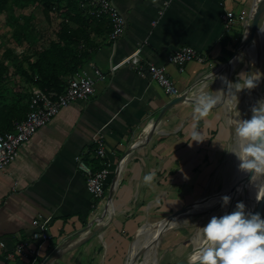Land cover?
Here are the masks:
<instances>
[{
    "label": "crops",
    "instance_id": "obj_1",
    "mask_svg": "<svg viewBox=\"0 0 264 264\" xmlns=\"http://www.w3.org/2000/svg\"><path fill=\"white\" fill-rule=\"evenodd\" d=\"M254 1L114 0L127 19L126 31L116 42L110 38L112 25L107 18L83 13L82 26L87 28L92 44V59L83 69L97 78V90L88 100L63 107L0 171V264H30L13 256L23 240L39 249L38 263L32 264H41L58 246H66L58 253L64 256L53 259V264H94L96 253L89 259L83 251L96 245L93 235L99 234L102 226L94 222L104 213L113 218L105 231L114 233L113 244L121 246L117 247L120 252L112 255L109 241L110 249L104 251L99 264H127L135 248L153 230L152 220H159L161 225L175 212L204 196L213 198L225 188L204 193L217 166L210 154L211 136L200 128L202 120L186 119L177 124L189 101L176 104L157 119L160 109L173 97L148 72H139L133 65L113 72L112 65L140 50L144 60L165 66L183 93L191 96L206 68L228 58L233 50V43L224 45L228 34L222 14L225 10L250 14ZM239 31L237 28L236 36L242 35ZM184 45L196 47L206 61H190L181 71L169 56ZM154 120H158L160 130L151 132ZM193 124L201 133L200 141L192 140ZM99 131L105 140L106 158L94 150V134ZM78 156L96 167L108 164L111 172L101 201L90 192ZM149 171L154 176L145 183L143 177ZM170 228L153 241L160 240ZM43 229L50 237L35 239L34 233ZM90 232L85 243L76 241ZM144 248L134 254L133 264L142 256L144 259Z\"/></svg>",
    "mask_w": 264,
    "mask_h": 264
},
{
    "label": "rangeland",
    "instance_id": "obj_2",
    "mask_svg": "<svg viewBox=\"0 0 264 264\" xmlns=\"http://www.w3.org/2000/svg\"><path fill=\"white\" fill-rule=\"evenodd\" d=\"M65 8L66 2H64L62 8H56L47 13L41 2L37 1L30 3L26 7H16L15 13L20 22L25 21L26 17L29 19V34L19 40L13 35V23L9 21L7 14H0V59H6V61L12 64L13 60L18 61L23 58V56L33 54L34 51L49 47L51 42L57 38L58 31L63 23L66 20L69 21ZM241 40L235 45L234 50L238 48ZM255 43L256 47L258 46V57L260 58V63L257 67L254 66L253 61L244 50L234 57L233 51L228 57V60L216 61L206 68L203 73V79L191 90V97L197 98V100L201 91V85L205 86L203 90L211 91L219 96L216 105H214L206 116L200 118L202 120L200 128L207 131L211 136L208 144L210 143L211 145L212 152H210V154L217 166V173L212 176L207 184L204 192L205 194L220 191L223 187L234 184L236 178L239 177V159L232 149L238 151L240 141L241 143H246L247 141L242 140L235 133V128L240 121L251 117L252 107L254 105L258 106V101L264 98V34L260 36ZM8 52H10V56L13 55V58L6 57ZM238 56L239 58L233 64L234 58ZM9 67L12 73L8 76L9 83L12 82L10 84H14L23 82L24 78L16 74L15 67L12 65ZM256 71H261L260 77L255 75ZM250 74L258 77L256 85L251 89L247 87H243L239 90L235 89V83L239 82L242 76L247 77ZM29 85L30 84L27 83L26 86ZM189 103L188 108H186L183 116L177 121V124L186 119L197 122V119H195L197 115L195 112L197 104L194 102ZM185 122L184 124H188ZM158 124L159 122L157 126H155L154 131L160 130ZM262 177L263 175H261V183ZM213 196H220V192ZM201 199L203 203L201 202L193 212L179 215L174 221L167 223V225L160 226L158 225L159 223H157L159 220H152L150 225H152L151 227H153L155 233L153 237H145L140 246L136 247L133 253L138 254L146 246V248H144L146 250L142 251L145 255L144 259L143 256L140 257L136 260V264H144L145 260L151 261L152 264H172L173 261L180 258L183 254L192 250L194 246H198L199 243L202 242L203 226L213 215H221L218 202L219 197L209 199L208 196H204ZM207 199L209 200L207 201ZM238 200L240 201L242 198L240 197ZM262 215H264V210ZM112 221L113 218H110L104 213L102 217L94 222L95 226H102L103 228L101 227L99 234L93 235L95 236L96 245L94 247H87L83 251L85 256H88L89 259L96 253L94 264H99L100 259L104 256V251L110 249V247L107 246L109 241L112 242L113 245V248L109 250L113 253L112 255L120 252L117 247L121 245L113 244V241H116L114 238L115 234L112 232L109 234L105 231V228L107 226L109 227ZM170 226L171 228L160 237V240L153 241L154 237L165 230L166 227ZM91 235L92 232L86 234L84 238L78 236L76 241H83L85 243ZM65 247L66 246H64V248ZM89 249L92 250V253ZM144 252H146V254ZM58 253L53 259L64 256L63 253ZM78 254H81V251L80 253L78 252ZM53 259L49 261V264H53Z\"/></svg>",
    "mask_w": 264,
    "mask_h": 264
},
{
    "label": "built area",
    "instance_id": "obj_3",
    "mask_svg": "<svg viewBox=\"0 0 264 264\" xmlns=\"http://www.w3.org/2000/svg\"><path fill=\"white\" fill-rule=\"evenodd\" d=\"M82 9L99 18H107L112 30L110 38L116 42L126 31L127 19L114 0H79ZM160 14H163L161 10ZM225 31L232 37L236 36L237 28L242 33L247 31L250 25V14L245 12L237 14L234 10H225L222 14ZM157 20H154L156 23ZM240 24V27H239ZM172 63L184 70L185 65L193 60L206 61V56L192 45H184L175 50L169 56ZM124 65H133L139 72H148L152 79L156 80L167 92L175 98L183 94L176 81L168 73L163 65H157L151 61L144 60L140 50L127 55L119 62L112 65V71ZM99 77H103V72L96 69ZM97 78L87 69L73 77H69L63 91H47L39 86L33 87L28 99L29 110L26 116L15 121L13 129L0 131V171L11 164L18 156L21 145L26 143L42 126L50 122L60 110L71 102L78 100H88L96 93ZM96 154L101 158H106L105 140L101 131L94 134ZM80 170L86 175L90 192L95 199L101 201L106 195V180L110 174L107 163L101 167L94 166L89 160L82 156L77 157ZM50 234L46 229L34 233L35 239L47 240ZM39 249L32 246L29 240H23L16 246L13 256L20 257L32 263H38Z\"/></svg>",
    "mask_w": 264,
    "mask_h": 264
},
{
    "label": "clouds",
    "instance_id": "obj_4",
    "mask_svg": "<svg viewBox=\"0 0 264 264\" xmlns=\"http://www.w3.org/2000/svg\"><path fill=\"white\" fill-rule=\"evenodd\" d=\"M254 75L242 76L234 87L251 89L257 83ZM201 85L195 119L206 116L216 105L219 96L205 91ZM235 133L247 141L239 150L232 149L240 161L239 168L250 176L264 175V98L258 106L252 107L250 118L243 119L235 128ZM192 140H202L195 124L192 125ZM153 171L145 173V183L152 181ZM260 196H264V185H256ZM229 194H223L222 201L227 204ZM202 243L187 254L186 264H264V215L258 211H246L244 201H237L234 210L222 215H213L202 228Z\"/></svg>",
    "mask_w": 264,
    "mask_h": 264
},
{
    "label": "trees",
    "instance_id": "obj_5",
    "mask_svg": "<svg viewBox=\"0 0 264 264\" xmlns=\"http://www.w3.org/2000/svg\"><path fill=\"white\" fill-rule=\"evenodd\" d=\"M36 1L41 2L47 13L62 8L66 2L65 10L69 21L63 23L57 38L49 47L34 51L18 61L13 60L12 64L6 59H0V131L13 129L14 122L26 116L33 87L61 92L66 87L68 78L81 72L92 59L89 33L82 26L83 13L87 12L80 6L79 0H0V14L6 13L13 23L14 37L19 40L29 34V19L26 17L25 21L20 22L15 13L16 7H26ZM239 33L242 35H227L228 40H224V45L233 43V50L228 52L229 55L235 51V45L243 37L242 27ZM223 49L226 50L225 47ZM6 57L13 58V55L10 56L8 52ZM10 65L15 67L16 74L24 78L23 82L9 83L8 76L12 74ZM27 83L30 85L26 86Z\"/></svg>",
    "mask_w": 264,
    "mask_h": 264
},
{
    "label": "water",
    "instance_id": "obj_6",
    "mask_svg": "<svg viewBox=\"0 0 264 264\" xmlns=\"http://www.w3.org/2000/svg\"><path fill=\"white\" fill-rule=\"evenodd\" d=\"M263 20H264V0H255L254 7L252 8L251 13H250V25H249L247 31L244 33L238 48L234 51L233 57L235 55L239 54L242 50H244L250 44L255 43L258 40V38L260 36H262ZM185 101L186 102L187 101L194 102L196 104L198 103L197 98H193V97L189 96L188 93L185 92L179 96H176L175 98L170 100L167 104H165L160 109L157 119H160L170 108H172L176 104H178L180 102H185ZM156 122L158 123V120H154V126H153L151 132H154L155 126H157ZM130 151H131V149L128 150L127 153H129ZM252 179H253V176L251 177L250 173H246L244 180H242L240 183H237L231 187L228 186L229 188L225 187L220 192V196H214V197H219L218 202H219V209H220L221 215L226 213V212H230V211L234 210V208L236 206V201L240 197L242 198V201H244L246 204V211L251 210V211H258L261 214L263 213L264 196L257 199V201H255L252 198V195H251ZM115 185H116V182L113 184L111 191L109 193L110 198L113 195V189H114ZM223 194H229L230 195V200L227 204H224L222 201ZM201 202H202V199L196 200L192 205L175 212L174 214H172L171 216H169L166 219L167 223L174 221V219L179 215L193 212L194 207L200 205ZM250 203H252L253 206H249ZM202 243H205L203 238H202V242L199 243V245H201ZM198 246H196L194 248H197ZM63 248H64V246H58L55 249H53L52 251H50L44 257L41 264L49 263V261L51 259H53L57 255V253L59 251H61ZM186 257H187V254L184 257L180 258L178 261H176L174 264H186Z\"/></svg>",
    "mask_w": 264,
    "mask_h": 264
},
{
    "label": "bare ground",
    "instance_id": "obj_7",
    "mask_svg": "<svg viewBox=\"0 0 264 264\" xmlns=\"http://www.w3.org/2000/svg\"><path fill=\"white\" fill-rule=\"evenodd\" d=\"M255 2V1H254ZM254 7V6H253ZM264 34V26H263V28H262V35ZM244 52H246L248 55H249V57H250V59L253 61V63H254V66L255 67H257L258 65H259V63H260V58L258 57L259 56V50H258V46L256 47V43H252V44H250L249 46H247L245 49H244ZM240 56V55H239ZM239 56L238 57H235L234 58V60H233V64L237 61V59L239 58ZM260 74H261V71H256V73H255V75L256 76H258V77H260ZM243 142V141H242ZM244 143V142H243ZM241 141H240V143H239V148H240V146H241ZM238 163L240 164V161H238ZM239 164H238V173H239V177H237L236 178V182L234 183V184H231L229 187H231V186H233V185H235V184H237V183H240L242 180H244V177H245V175H246V173L247 172H245L244 170H242V169H240L239 168ZM235 178V177H234ZM260 180H261V175L260 174H257V175H253V179H252V184H251V195H252V198L255 200V201H257V199H259V198H261L262 196H260L259 195V193H258V189H257V187H256V185H264V175H263V177H262V183L260 182ZM228 187V188H229ZM217 194V193H216ZM239 201V200H238ZM202 203H203V201H202ZM249 206H253V204L252 203H250L249 204ZM198 206H196V207H194V209L195 208H197ZM221 213V212H220ZM161 225L160 226H164V225H167V221L165 220V221H163L162 223H160ZM157 229V228H156ZM155 233V231L154 230H152L147 236H152L153 237V234ZM157 234V233H156ZM146 236V237H147ZM136 249V248H135ZM146 250V249H145ZM134 254L135 253H133V256L131 257V260H130V262L129 263H127V264H133V263H135L134 262ZM153 259H154V257H153ZM146 263L145 264H152V262L151 261H149V260H147V261H145Z\"/></svg>",
    "mask_w": 264,
    "mask_h": 264
}]
</instances>
